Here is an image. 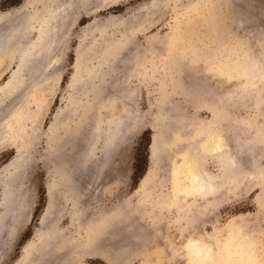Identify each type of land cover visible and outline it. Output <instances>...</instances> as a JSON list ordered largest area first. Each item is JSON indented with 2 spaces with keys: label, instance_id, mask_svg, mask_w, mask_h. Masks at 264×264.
<instances>
[{
  "label": "rangeland",
  "instance_id": "rangeland-1",
  "mask_svg": "<svg viewBox=\"0 0 264 264\" xmlns=\"http://www.w3.org/2000/svg\"><path fill=\"white\" fill-rule=\"evenodd\" d=\"M0 31V264H264V0H0Z\"/></svg>",
  "mask_w": 264,
  "mask_h": 264
},
{
  "label": "bare ground",
  "instance_id": "bare-ground-1",
  "mask_svg": "<svg viewBox=\"0 0 264 264\" xmlns=\"http://www.w3.org/2000/svg\"><path fill=\"white\" fill-rule=\"evenodd\" d=\"M43 13H45V14H42V15H37L38 17H36L35 18V22L34 23H36L37 25H38V27H39V32H38V42L35 44V45H33L32 46V48L29 50V51H25V53H24V55H23V59L24 60H22L21 61V65L22 64H24V63H26V62H28L29 60H30V58L29 57H31V58H34V57H37V56H39V55H41V54H43V50H45V45L44 44H46L47 42H46V38L47 37H51V39H52V36L54 35L53 33H54V28H56V25H54V24H56L55 22L56 21H58V20H56V19H58L56 16H57V12L55 13V12H43ZM5 17V16H4ZM5 19V18H4ZM62 19V18H61ZM6 20V19H5ZM10 20V19H9ZM12 21L14 22H16V23H12V22H10L9 23V25H8V28H7V30H6V36L5 35H2V36H5V37H10V36H12L13 35V37L14 36H20L21 35V30H19L21 27H20V25H21V21H23V20H21V19H19V18H17L16 20H14V19H12ZM58 23V22H57ZM22 26V25H21ZM55 26V27H54ZM54 27V28H53ZM3 28V27H2ZM56 30V29H55ZM1 32V31H0ZM57 33V32H56ZM2 34H3V32H2ZM1 36V35H0ZM1 36V37H2ZM0 37V49H3V47H6L5 45L7 44L6 43V39L7 38H1ZM13 37H12V39H13ZM11 39V40H12ZM50 39V38H49ZM4 40H5V42H4ZM47 40H48V38H47ZM7 41H8V39H7ZM49 42V41H48ZM54 42V41H53ZM6 43V44H5ZM16 43V42H15ZM8 44H10V43H8ZM53 44V43H52ZM55 44V43H54ZM47 45V44H46ZM42 46H44V47H42ZM8 47V46H7ZM6 47V48H7ZM44 48V49H43ZM5 49V48H4ZM8 49V48H7ZM47 52V51H46ZM46 52H44L45 54H46ZM23 61H25V62H23ZM27 64V63H26ZM22 66H24V65H22ZM38 73V72H37ZM34 77V76H33ZM11 85V84H10ZM9 86V85H8ZM152 139H154V138H152ZM190 171H192V170H190ZM197 173V172H196ZM190 173V177H191V180L192 181H194V188L196 187V191H198V192H201V191H203V192H209L210 190H211V187L213 186L212 185V182H211V180L210 179H200V177L198 176V174L199 173ZM145 177H148V173H146L145 174ZM13 181H15V180H13ZM14 183V182H13ZM15 185V184H14ZM14 185H12V186H14ZM16 187V186H15ZM211 191H213V188H212V190ZM210 191V192H211ZM13 195V194H12ZM18 199V198H17ZM16 214V213H15ZM8 220H6V224H8L9 225V222H7ZM4 225V217L2 216V217H0V227L1 226H3ZM108 231V230H107ZM10 232V229L8 230V233ZM94 231H92V233H93ZM96 232V231H95ZM101 233V232H100ZM96 234H97V232H96ZM111 235V234H110ZM92 238V237H91Z\"/></svg>",
  "mask_w": 264,
  "mask_h": 264
}]
</instances>
